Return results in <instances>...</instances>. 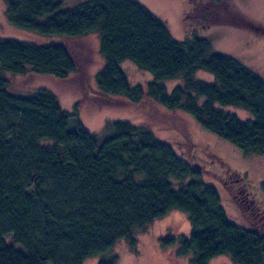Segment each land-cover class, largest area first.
Returning a JSON list of instances; mask_svg holds the SVG:
<instances>
[{
	"label": "trees",
	"instance_id": "obj_1",
	"mask_svg": "<svg viewBox=\"0 0 264 264\" xmlns=\"http://www.w3.org/2000/svg\"><path fill=\"white\" fill-rule=\"evenodd\" d=\"M3 1L21 29L52 38L99 34L101 94L183 111L246 154L264 156V78L208 39L173 38L137 0H83L65 9V0ZM126 61L152 74L146 88L131 85ZM76 68L64 42L0 39V264H83L97 255H104L98 264H117L108 254L119 240L134 247L137 231L174 210L186 213L191 232L164 246H176L190 264L220 255L264 264V232L232 221L217 187L171 143L130 120L108 121L93 134L80 120L79 102L66 111L53 91L12 92L5 76L66 79ZM199 70L215 82L196 79ZM174 79L183 84L169 93L164 82ZM221 106L253 118L243 121Z\"/></svg>",
	"mask_w": 264,
	"mask_h": 264
},
{
	"label": "rangeland",
	"instance_id": "obj_2",
	"mask_svg": "<svg viewBox=\"0 0 264 264\" xmlns=\"http://www.w3.org/2000/svg\"><path fill=\"white\" fill-rule=\"evenodd\" d=\"M82 1L65 0L62 8H72ZM137 1L165 22L173 38L183 41L194 36L204 37L214 50L232 55L264 78V0H223L222 5L215 6L212 0ZM234 11L238 12L237 15ZM1 38L36 43L64 42L77 67L66 79L33 73H7L5 76L10 91L30 94L38 88H47L57 95L63 109L69 112H73L74 104L79 102L80 120L93 134H100L108 121L120 119L130 120L141 128H150L160 139L171 143L181 156L201 168L206 181L214 184L220 192L232 221L264 232V216L261 215L264 208V156L246 154L203 128L183 111H169L148 98L135 104L122 97L101 94L95 81L104 64L99 52V34L75 39L52 38L21 29L8 20L6 5L0 0ZM122 68L133 86L140 84L146 88L153 80L150 72L140 70L132 62H124ZM195 78L215 82L214 75L203 70L197 71ZM164 84L170 93L183 84V80H167ZM221 108L236 114L243 121L253 118L248 110L234 106ZM70 127L73 129L72 123ZM260 197L261 204L258 205L256 200ZM191 228L186 213L174 210L144 230L137 231L134 247L122 239L108 255L116 254L117 264H190L189 257H179L176 246H164V240L189 236ZM103 256H94L83 264H98ZM209 264L237 263L230 256L220 255Z\"/></svg>",
	"mask_w": 264,
	"mask_h": 264
}]
</instances>
